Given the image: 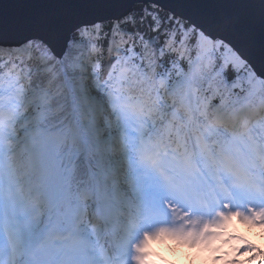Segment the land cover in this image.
I'll use <instances>...</instances> for the list:
<instances>
[{
    "label": "snow or ice",
    "instance_id": "obj_1",
    "mask_svg": "<svg viewBox=\"0 0 264 264\" xmlns=\"http://www.w3.org/2000/svg\"><path fill=\"white\" fill-rule=\"evenodd\" d=\"M157 260L264 264V0H0V264Z\"/></svg>",
    "mask_w": 264,
    "mask_h": 264
},
{
    "label": "rangeland",
    "instance_id": "obj_2",
    "mask_svg": "<svg viewBox=\"0 0 264 264\" xmlns=\"http://www.w3.org/2000/svg\"><path fill=\"white\" fill-rule=\"evenodd\" d=\"M165 244H167V247L165 246ZM231 243H229V244H227V245H224L223 246V248L225 249L227 246H229ZM169 247H175V244L174 243H172V242H165L164 244H159L158 246H157V248H158V251L160 252V254L163 256V257H165V258H167L169 255H170V253L168 252V248ZM157 264H162V261L161 260H157Z\"/></svg>",
    "mask_w": 264,
    "mask_h": 264
}]
</instances>
